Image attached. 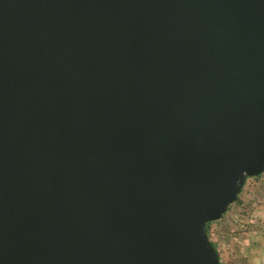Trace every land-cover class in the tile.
I'll return each instance as SVG.
<instances>
[{"label": "water", "instance_id": "water-1", "mask_svg": "<svg viewBox=\"0 0 264 264\" xmlns=\"http://www.w3.org/2000/svg\"><path fill=\"white\" fill-rule=\"evenodd\" d=\"M261 174L264 0H0V264H221Z\"/></svg>", "mask_w": 264, "mask_h": 264}, {"label": "rangeland", "instance_id": "rangeland-1", "mask_svg": "<svg viewBox=\"0 0 264 264\" xmlns=\"http://www.w3.org/2000/svg\"><path fill=\"white\" fill-rule=\"evenodd\" d=\"M208 233L221 264H264V174L247 179L238 201Z\"/></svg>", "mask_w": 264, "mask_h": 264}, {"label": "trees", "instance_id": "trees-1", "mask_svg": "<svg viewBox=\"0 0 264 264\" xmlns=\"http://www.w3.org/2000/svg\"><path fill=\"white\" fill-rule=\"evenodd\" d=\"M210 224H211V222L210 223H208V225H207V230L209 231V226H210ZM215 245V244H214Z\"/></svg>", "mask_w": 264, "mask_h": 264}]
</instances>
